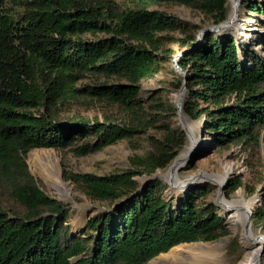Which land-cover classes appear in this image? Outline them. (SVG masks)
<instances>
[{"label":"trees","instance_id":"trees-1","mask_svg":"<svg viewBox=\"0 0 264 264\" xmlns=\"http://www.w3.org/2000/svg\"><path fill=\"white\" fill-rule=\"evenodd\" d=\"M0 0V264H147L187 243H212L230 234L222 210L211 200L214 186L193 185L177 196L164 193L159 180L135 177L167 168L187 144L172 122L158 126L148 116L175 115L174 103L140 98V82L163 69L165 31L187 32L177 39L186 52L180 66L188 96L183 113L202 119L201 137L217 150L231 145L259 146L264 137V56L227 33L195 31L175 16L150 11L180 4L220 25L228 0ZM241 8L261 15L264 3L242 0ZM197 31V28L195 29ZM120 76L126 83L76 88L87 76ZM183 80L176 87L181 88ZM81 96L108 100L128 114L119 124L109 117H58L60 103ZM150 105V104H149ZM131 123V125H130ZM147 128L151 150L132 156L130 168L109 175L64 171L65 180L98 203H108L81 233L69 225L70 210L53 199L31 174L26 154L36 148L71 149L87 156L119 141H132ZM244 183L230 180L227 197ZM252 212L253 227L264 230V183Z\"/></svg>","mask_w":264,"mask_h":264},{"label":"rangeland","instance_id":"rangeland-1","mask_svg":"<svg viewBox=\"0 0 264 264\" xmlns=\"http://www.w3.org/2000/svg\"><path fill=\"white\" fill-rule=\"evenodd\" d=\"M260 1L264 3V0ZM122 3L125 6L135 4V2L133 3L129 0H125ZM240 4L238 22L240 23L242 30L246 32L251 31L253 33L254 36L252 38V44L240 36L238 31L229 29V26L225 27L223 30H218L215 32L211 31L218 25L213 24L203 14H200L192 8L186 7L184 5L160 4L150 7L149 10H156L169 16L177 17L186 23V25H188L191 30L195 31V34L200 40L206 33L224 32L232 35L238 41L244 42L260 56H264V13L258 15L253 12H248L247 9L241 8ZM227 6L228 18L226 21H228L231 14L230 0H228ZM196 28L197 31L195 30ZM187 32H189V30ZM187 32L185 33L177 30L165 31L162 33L164 36L169 37V39L166 40L167 42L164 45L162 52L160 53L165 60L163 63V69L156 77L143 80L139 85V96L145 106L155 108L156 105H151V102L160 101L164 103H174L176 106L179 103L176 96L180 95L183 86L178 88L176 87V84L179 80H183L184 82L187 73L183 71L180 66V59L183 56L185 49L181 48L177 39L186 38L188 34ZM102 83L124 84L126 83V80L120 76L95 77L89 75L78 81L76 88H81L85 85L94 86ZM185 96L182 100V103H184L185 99L187 98L188 91L185 92ZM56 111L58 117L82 116L84 118H88L91 121L97 119L102 121L105 117H109L113 119L114 122L121 125L127 124V122L130 120L128 114L125 113L122 108L112 105L108 100L101 98H90L86 96H81L74 101L62 102L58 105ZM146 118L157 119L158 122L156 124L158 126L162 125L163 123L172 122V127L181 128L182 130L186 129L192 135V138L187 136V144L183 149L185 150L187 147H191L186 164L179 170L178 176L180 180L188 178H193L195 180L197 177L204 174L220 175L224 172L225 165L228 164L232 167V173L228 177L225 185L232 179H239L244 183V186L250 188L254 186L259 191V187L261 186L262 182L264 183V137L260 141L259 146L244 147L241 144H236L221 150H217L215 146L209 141L210 137H203L208 142L206 141V143H204V147L199 149L198 146L194 144V142L199 138V129L202 119L198 121H192L185 115L181 117L178 110L174 116L166 115L158 117L156 114ZM146 130L147 133L139 134L137 138L133 139L132 141H119L112 146L106 147L101 151L87 156H77L69 148L61 151L36 148L30 150L26 154V161L29 170L37 180L38 184L42 187L47 195L66 204L69 208L71 213L69 225L74 233H81L83 229H85L88 220L99 210H103L104 207H107L108 203L93 202L82 193L77 191L71 181L65 180L63 176L64 171L92 172L99 175H109L123 172L130 168L129 160L132 156H145L151 150V145L147 139L148 135L159 137L162 134L161 131L154 128H147ZM171 164L165 169L157 170L151 176L144 174L135 178L141 185L145 184V182L152 177H156L157 179L163 181L168 187L164 193L165 197L168 200L177 203V195L172 196V194L169 193L170 187L162 177V174L170 168ZM58 171L64 184L67 186L71 185L70 199L64 198L62 190L58 189L56 186V182L59 180ZM203 180L204 181H200V183L199 181H195L194 184L202 185L207 183L214 186L215 189H213L210 198L212 201H215L219 191L217 185L213 179L203 178ZM244 186L236 190L229 197H227L224 187L220 190V194L229 201L240 195L244 200L243 207H246L249 201H256L260 196L257 194L254 196H249ZM233 215L234 214L231 211L226 212L222 210V216L225 218L230 230V234L228 236L220 238L219 240L212 243L196 242L209 246H214L215 244L219 245V248L213 247L212 251L206 253L200 259L198 257L194 259V255L189 256L182 251H175L173 254H170L171 250L173 249L172 248L167 253L160 254L159 256L153 258L147 264H239L241 261L245 260L248 252H250L252 243L248 241L245 242V240L242 239L241 234L234 230L236 224L232 217ZM262 222H264V220ZM252 230L255 237H264V230L262 227H253V222ZM208 249L209 248H203V251ZM252 249H254V247ZM180 253L181 255H179ZM263 256L262 264H264Z\"/></svg>","mask_w":264,"mask_h":264},{"label":"bare ground","instance_id":"bare-ground-1","mask_svg":"<svg viewBox=\"0 0 264 264\" xmlns=\"http://www.w3.org/2000/svg\"><path fill=\"white\" fill-rule=\"evenodd\" d=\"M231 1V14L228 19L229 29L238 31L239 35L242 36L244 39H246L248 42L253 41V33L251 31H244L241 28L240 23L238 22V12H239V0H230ZM240 17V16H239ZM255 45V44H254ZM185 94L177 95V101L179 102L180 99L183 100ZM186 97V96H185ZM207 140H205L203 137L199 135V138L195 140L194 144L198 146V148H203L204 143H206ZM210 141V140H209ZM193 142V141H192ZM208 142V141H207ZM211 142V141H210ZM210 144V143H209ZM192 146V145H191ZM212 146V145H211ZM205 149V148H204ZM209 149V148H208ZM191 147H187L185 150H183L177 158L174 160V162L171 164L170 168L162 174V177L165 179L167 184L170 187L169 193L173 195H179L181 193H184L187 188L186 185L193 180V178H188L184 180H180L178 174L179 170L184 167L187 161V155L190 153ZM201 152V151H200ZM232 173V167L231 165H225L224 172L220 175H210V174H204L202 176L197 177L194 181H204L203 178L213 179L215 184L219 187H224L228 177ZM181 174V173H180ZM59 180L56 182V186L58 189L62 190L63 197L66 199H70L71 196V185H65L63 180L60 177V173L58 171ZM169 194V195H170ZM243 198L238 195V197H235L231 201L226 200L223 196H220L219 202L221 204V209L226 212H232L234 215L232 216L235 222L234 230L239 232L242 236V239L245 240V242H251L252 246L250 247V252H248V255L245 257L244 261H241L239 264H262L263 263V240L254 241V233L252 230V223H250V220L248 218L249 212L248 209H252L255 201H249L246 205V207H243ZM76 207V206H75ZM80 208V207H79ZM233 210V211H232ZM254 236V237H253ZM213 247L219 248L218 244H215L214 246L205 245L202 243H196V244H181L176 247H174L170 254H173L175 251H182L189 256L194 255V259L198 257L199 259L204 256L206 253H209L212 251ZM254 247V249H252ZM203 248H209L206 251H203ZM252 249V250H251ZM261 258L258 257V254L261 253ZM169 254V253H168ZM183 254V253H182ZM181 255V253L179 254ZM170 257V256H169ZM264 257V256H263Z\"/></svg>","mask_w":264,"mask_h":264},{"label":"water","instance_id":"water-1","mask_svg":"<svg viewBox=\"0 0 264 264\" xmlns=\"http://www.w3.org/2000/svg\"><path fill=\"white\" fill-rule=\"evenodd\" d=\"M242 2V0H239V4ZM229 22L228 21H225V22H223L222 23V25L220 24V25H218L217 27H214V29H212L211 31H218V30H223V29H225V27H227V24H228ZM210 31V30H209ZM186 52H184L183 53V55L185 54ZM187 91V87H186V79H185V81H184V85H183V88H182V92L180 93V95H182V94H185V92ZM183 101H182V99H180L179 100V103L177 104V109H178V111H179V114H180V116L182 117L183 115H184V113H183V104L184 103H182ZM185 132H186V134H187V136L188 137H191L192 135L186 130V129H183ZM192 138V137H191ZM188 156H189V153H188V155H187V158H188ZM177 158V157H176ZM155 179H157L156 177H152V178H150L149 180H147L145 183H148L149 181H151V180H155ZM195 183V181H194V179L193 180H191L187 185H186V188H190V187H192L193 185H195L194 184ZM144 186V184L143 185H141V189H142V187ZM217 187H218V194H217V198H216V200L214 201V203L217 205V206H219L220 208H221V204H220V202H219V198H220V196H221V194H220V190L222 189V187H219L218 185H217ZM256 203H257V201H255V204H254V206L256 205ZM253 209H254V207L252 208V209H248V212H249V215H248V218H249V220H250V223H252V212H253ZM254 239V241H259V240H263L264 241V237L263 236H257V237H254L253 238ZM263 248H262V251H263V254H264V243H263ZM261 254H262V252L261 253H259L258 254V257L260 258V256H261Z\"/></svg>","mask_w":264,"mask_h":264}]
</instances>
